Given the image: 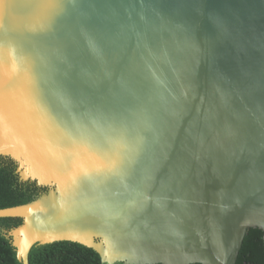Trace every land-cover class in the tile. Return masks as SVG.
<instances>
[{
    "label": "water",
    "instance_id": "water-1",
    "mask_svg": "<svg viewBox=\"0 0 264 264\" xmlns=\"http://www.w3.org/2000/svg\"><path fill=\"white\" fill-rule=\"evenodd\" d=\"M0 155L48 188L0 208L22 264H235L264 242V0H0Z\"/></svg>",
    "mask_w": 264,
    "mask_h": 264
},
{
    "label": "trees",
    "instance_id": "trees-1",
    "mask_svg": "<svg viewBox=\"0 0 264 264\" xmlns=\"http://www.w3.org/2000/svg\"><path fill=\"white\" fill-rule=\"evenodd\" d=\"M17 163L11 157L0 155V208L25 204L47 191L35 180H22L16 171ZM17 216L0 217V264H22L16 258L15 247L6 233L20 225ZM263 232L258 227L247 229L235 264H264ZM28 264H106L96 251L83 244L59 240L45 244L35 243L29 251ZM113 264H122L115 262ZM159 264V263H158ZM201 264V263H190Z\"/></svg>",
    "mask_w": 264,
    "mask_h": 264
}]
</instances>
